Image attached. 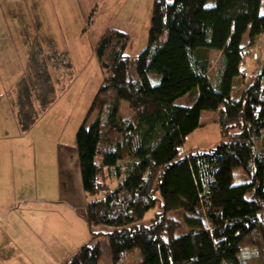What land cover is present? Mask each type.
<instances>
[{
    "label": "trees",
    "instance_id": "obj_1",
    "mask_svg": "<svg viewBox=\"0 0 264 264\" xmlns=\"http://www.w3.org/2000/svg\"><path fill=\"white\" fill-rule=\"evenodd\" d=\"M262 3L155 0L148 45L134 59L127 54L128 33L107 29L101 36L96 55L104 81L76 134V147L83 190L90 198V228H115L106 235L112 264L122 263L139 235V264H247L256 259L264 264V62L252 73V82L245 69L251 48L264 35ZM34 47L41 48L38 42ZM213 52L219 53L215 71ZM50 53L45 64L51 70L56 60H64L53 49ZM38 55L32 46L36 83L23 82L16 111L22 132L39 119L28 110L34 105L31 91L45 94L39 99L44 108L55 97L50 70ZM132 64L136 78H122L120 71ZM241 79L243 90L234 99ZM188 94H193L192 105L176 104ZM122 101L130 110L126 118L119 116ZM205 111L218 114L223 137L238 129L239 140L183 154ZM239 167L249 171L250 179L234 184ZM157 206L161 212L148 227L142 225ZM177 210L183 211V222L169 216ZM96 237L92 234L64 264H100Z\"/></svg>",
    "mask_w": 264,
    "mask_h": 264
},
{
    "label": "rangeland",
    "instance_id": "obj_2",
    "mask_svg": "<svg viewBox=\"0 0 264 264\" xmlns=\"http://www.w3.org/2000/svg\"><path fill=\"white\" fill-rule=\"evenodd\" d=\"M35 1V5L29 6L31 8L29 13H33V9H35V17L41 15L44 20L46 17H50L53 26L49 29L55 37L49 39L34 37L30 42L32 39L28 40L27 35L21 36L19 32H16L15 35H18L15 40L22 58L21 76L19 83L3 86L12 110L9 109V111L11 110L9 119L7 116H0V136H3L2 124H6L9 131L11 130L10 122L16 129L18 127L16 111L20 92L25 87L23 82H31V85L36 83L33 75L36 65L30 63L29 50L33 46V50L39 53L38 58L41 64L46 62V64H50L48 56H42L41 51L44 50V47L46 51L50 50L49 48L53 49L64 60L65 68L63 63L60 64L57 60L55 68L51 70L49 65L45 64L50 70L52 82L55 85V97L47 108H44L39 102V99L45 98V94L38 90L31 91V101L34 105L33 109L29 108L28 110L34 111L38 118L46 110L47 112L44 118L37 120L38 122L36 121L37 123L32 126L34 129L28 134L30 137L28 141L31 140L30 142L35 144L42 140L59 142L62 139L63 149L67 151L66 156L68 155V161H66L68 176L64 192L58 193L59 199L57 200L62 201L63 204L51 205L42 202L40 204L43 205L42 210L45 211L36 216L32 214V211L24 210L23 207L18 208L19 206L16 205L14 211L9 213L10 218L0 222V226H3V228L0 227V264H56L57 261L60 264L89 243L92 240V234H97L93 242L101 246L100 264H112L109 240L106 235L113 232L115 228L111 226L90 228L86 212L90 198L83 190L76 134L85 122L92 101L104 81V73L96 55V47L101 36L107 29H117L128 33L131 36V41L127 54L134 59L148 45L155 0H42V4L45 2L46 6L41 5L40 0ZM166 1L172 3L174 0ZM39 8L43 13L39 12ZM260 13L264 14V0ZM9 22L11 26L16 24L12 18L9 19ZM23 24L21 22V26ZM45 40L48 41L44 46L42 41ZM35 42L40 45V50H36L34 47ZM248 42L249 33L243 39L244 45H247ZM251 50L252 56L245 64L247 74L251 75L247 82L253 81L252 73L260 63L264 62V35L259 37ZM211 57L212 70L215 71L219 53L213 52ZM3 69H0V72H5ZM125 75L136 78L133 64L129 70L120 71L122 78ZM242 81L243 79L238 80L233 94L234 99H238L243 90ZM192 98L193 94H188L179 99L176 104L192 105ZM119 116L121 118L130 116L129 106L125 101L121 103ZM95 118L96 114L94 113L88 118L86 127H89ZM240 135V131L234 129L229 136L223 137L218 125V114L205 111L201 115V126L187 137L182 153L187 154L193 148L207 151L216 148L223 142L233 146L239 140ZM249 179V171L243 167L234 171V184H241ZM37 187L38 200H45L44 198L52 195L48 189L45 192L42 191L41 183L37 184ZM112 188H116L115 185H112ZM22 193V190H17L15 195ZM53 193H56L54 189ZM158 212H161V208L157 206L146 214L141 224L148 227ZM169 216L181 222L184 221L182 210L172 211ZM9 223L11 224L9 225ZM3 242L9 243V245L5 248L1 244ZM141 243L142 236L135 237V242L130 243V252L124 257L121 264H139L142 261ZM12 248L14 251L8 253ZM247 264L260 263L256 259L248 261Z\"/></svg>",
    "mask_w": 264,
    "mask_h": 264
},
{
    "label": "crops",
    "instance_id": "obj_3",
    "mask_svg": "<svg viewBox=\"0 0 264 264\" xmlns=\"http://www.w3.org/2000/svg\"><path fill=\"white\" fill-rule=\"evenodd\" d=\"M39 3L46 6L45 2L42 4V0ZM35 4V0H0V69L4 68L5 71L0 72V116H7V119H9V112L12 109L3 86L19 83L21 76L22 58L15 40L18 35H15L16 32H19L21 36L27 35L28 40L32 39L30 42L34 37L45 39L55 37L49 29L53 26L50 17H46L45 20L41 15L35 17L33 8V13H29V9H31L29 6ZM39 12L43 13L41 8H39ZM10 18L16 23L13 26L10 25ZM21 22L24 23L23 26H21ZM47 41H42L44 46ZM49 49L46 51L44 47L46 56L51 54L52 49ZM30 53L31 49L28 54ZM9 109L11 110L9 111ZM46 112L47 110L38 121L44 118ZM13 113L15 114V112ZM16 124L18 125L17 129L11 122L9 123L10 131L6 124H2L3 129H1L3 136H0V222L10 218L9 213L14 211L16 205L19 206L18 208L23 207L24 210L32 211V214L36 216L45 211L42 210L43 205L40 204L42 202L51 205L63 204L62 201L57 200L59 199L58 193L64 192L68 176L66 166L68 155L66 156L67 151L63 149L62 139L59 142L42 140L34 144L30 142L31 140L28 141L30 138L28 134L33 131L34 127L27 132H22L18 122ZM39 183H41L42 191L45 192L48 189L50 193L52 192V195L44 198L45 200L37 198V184ZM53 189L56 193H53ZM17 190H22L23 193L15 195ZM0 227L3 228L2 225ZM1 244L5 248L9 245L6 242ZM10 251H14L13 248L8 253ZM56 264H59V261Z\"/></svg>",
    "mask_w": 264,
    "mask_h": 264
}]
</instances>
